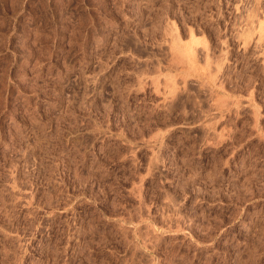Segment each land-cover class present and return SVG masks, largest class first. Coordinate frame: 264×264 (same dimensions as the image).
Listing matches in <instances>:
<instances>
[{
  "label": "rangeland",
  "instance_id": "374dc122",
  "mask_svg": "<svg viewBox=\"0 0 264 264\" xmlns=\"http://www.w3.org/2000/svg\"><path fill=\"white\" fill-rule=\"evenodd\" d=\"M0 264H264V0H0Z\"/></svg>",
  "mask_w": 264,
  "mask_h": 264
},
{
  "label": "bare ground",
  "instance_id": "6f19581e",
  "mask_svg": "<svg viewBox=\"0 0 264 264\" xmlns=\"http://www.w3.org/2000/svg\"><path fill=\"white\" fill-rule=\"evenodd\" d=\"M177 105H178V102H177Z\"/></svg>",
  "mask_w": 264,
  "mask_h": 264
}]
</instances>
